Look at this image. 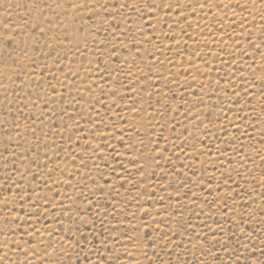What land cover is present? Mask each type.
<instances>
[{"label":"rangeland","instance_id":"obj_1","mask_svg":"<svg viewBox=\"0 0 264 264\" xmlns=\"http://www.w3.org/2000/svg\"><path fill=\"white\" fill-rule=\"evenodd\" d=\"M0 264H264V0H0Z\"/></svg>","mask_w":264,"mask_h":264}]
</instances>
